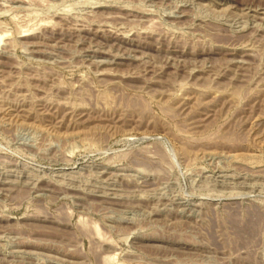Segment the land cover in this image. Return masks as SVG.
I'll list each match as a JSON object with an SVG mask.
<instances>
[{
  "label": "rangeland",
  "instance_id": "1",
  "mask_svg": "<svg viewBox=\"0 0 264 264\" xmlns=\"http://www.w3.org/2000/svg\"><path fill=\"white\" fill-rule=\"evenodd\" d=\"M0 264H264V0H0Z\"/></svg>",
  "mask_w": 264,
  "mask_h": 264
}]
</instances>
